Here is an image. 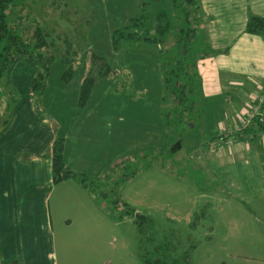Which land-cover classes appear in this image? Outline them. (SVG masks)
I'll list each match as a JSON object with an SVG mask.
<instances>
[{"label": "rangeland", "instance_id": "1", "mask_svg": "<svg viewBox=\"0 0 264 264\" xmlns=\"http://www.w3.org/2000/svg\"><path fill=\"white\" fill-rule=\"evenodd\" d=\"M171 3L19 0L9 10L14 30L44 47L19 53L7 70L0 124L11 88L23 103L30 90L43 108L37 118H49L56 138H64L66 166L109 180L102 200L75 177L61 182L51 200L56 264H146L158 246L170 248L165 264H264V137L254 142L257 155L233 152L242 144L231 147L221 130L246 106L249 91L208 95L202 79L195 115L180 121L173 111L165 119L173 102L163 100L160 55L170 45L155 24L159 11L170 15ZM142 15L158 41L116 44L114 32ZM21 59L35 61L34 76ZM45 63L44 90L36 94L33 82ZM89 76L94 81L82 101ZM115 199L148 217L142 232L136 217H114L121 213Z\"/></svg>", "mask_w": 264, "mask_h": 264}, {"label": "crops", "instance_id": "2", "mask_svg": "<svg viewBox=\"0 0 264 264\" xmlns=\"http://www.w3.org/2000/svg\"><path fill=\"white\" fill-rule=\"evenodd\" d=\"M199 3L202 45L212 49L199 61L204 93L249 91L247 105L254 95L264 94V34L246 30L252 16H264V0ZM23 61L30 63V77L34 76L35 61ZM27 93L30 100H18L10 122L0 131V264H56L51 200L63 182L54 181L52 170L58 131L49 118H37L43 108L30 90ZM244 108L231 116L228 127L221 124V130L234 128ZM250 127L230 135L236 145L242 144L233 146V152L244 149L257 155L259 130L255 124Z\"/></svg>", "mask_w": 264, "mask_h": 264}, {"label": "trees", "instance_id": "3", "mask_svg": "<svg viewBox=\"0 0 264 264\" xmlns=\"http://www.w3.org/2000/svg\"><path fill=\"white\" fill-rule=\"evenodd\" d=\"M19 0H0V91L2 85L8 87L9 81L6 78V72L13 64L19 53L27 55H36L32 48L44 47V41L40 38L32 43L19 34L8 23V14L12 6ZM160 3L166 0H158ZM171 10H161L157 14L156 28L160 34L166 37L169 42L167 51H161L162 74L165 88L164 102L170 100L173 102V108L167 112V118L174 111L179 116L180 121L195 115L198 108V89L202 78L197 69L199 61L208 56L212 49L209 46L202 45L203 37L201 34V9L199 0H171ZM170 16V17H169ZM145 15L138 18H132L123 29L114 32L116 44L121 41H137L144 39L148 42L158 41L157 35L152 36L145 25ZM250 33L264 34V16H252L246 26ZM36 36V34H35ZM170 37V39H169ZM32 47V48H31ZM49 60V59H48ZM50 61V60H49ZM42 64V63H41ZM49 63L41 67V71L33 82V91L41 93L45 86V73L49 69ZM43 66V64L41 65ZM93 77L84 79L81 89V100L84 101L93 84ZM199 85V86H198ZM9 101L7 108L10 109L7 118L0 124V131L10 122L13 114L11 104H17L19 97L15 89L9 91ZM251 128V127H250ZM252 129V128H251ZM260 128H256L259 130ZM249 130V129H247ZM255 130V131H256ZM254 131V132H255ZM253 132V133H254ZM64 138L58 137L53 144L52 170L55 182L69 177H75L92 194L99 199L108 196V179L92 178L86 174H77L70 170L64 159ZM136 173L131 170L124 174L123 179L127 180ZM122 204V205H120ZM114 206L121 209V213L113 214L115 218L134 216L137 218L138 226L142 232L144 222L148 217L137 212L136 209L127 203H121L119 199L114 200ZM170 248L160 246L155 248L152 258H146V264H165Z\"/></svg>", "mask_w": 264, "mask_h": 264}, {"label": "built area", "instance_id": "4", "mask_svg": "<svg viewBox=\"0 0 264 264\" xmlns=\"http://www.w3.org/2000/svg\"><path fill=\"white\" fill-rule=\"evenodd\" d=\"M243 110L244 111L237 120L235 127L224 130L225 133H223V135H225L226 136L225 138L227 139L225 140V143L231 145L234 141L233 139L230 138L231 137L230 135L232 133L241 134L244 132V130L248 129L253 124H255V126H258L260 128L257 135L260 134L261 136L264 137V94L254 95L249 100V102L247 103V105Z\"/></svg>", "mask_w": 264, "mask_h": 264}]
</instances>
